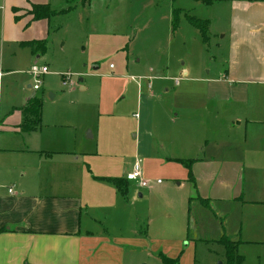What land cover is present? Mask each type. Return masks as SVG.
<instances>
[{
  "label": "crops",
  "instance_id": "0c3cea01",
  "mask_svg": "<svg viewBox=\"0 0 264 264\" xmlns=\"http://www.w3.org/2000/svg\"><path fill=\"white\" fill-rule=\"evenodd\" d=\"M53 1L0 3V48L16 52L6 64L9 57H0V264H136L140 254L155 252L153 247L161 245L148 240L144 231V222L148 224L151 220L140 210L139 202L146 197L162 201L158 210L167 216L174 214L175 207H187L188 200L204 206L205 202L213 201L264 209L262 187L250 199L242 198L246 148L238 158L230 154L221 160L214 156L205 158L210 142L205 136L208 127L215 124L210 133L221 137L225 128L217 126L220 122L228 123L205 121L211 103L218 106L232 101L240 127L264 125V121L256 118L255 108L264 93V2L255 1L245 8L252 22L239 24L243 32L236 35L241 46H251L259 52L250 55L248 68L229 70L224 79H195L185 73L186 79L175 87H162L169 98L158 112L151 86L145 102L140 84L134 85V77L114 73L107 77L123 86L124 100L126 92L137 98L141 115H135L131 103L123 104L122 99L111 105L101 102L100 115L110 130L111 125L120 122L133 126L136 133L132 145H126V140L122 145L114 137L101 145L99 133L86 135L90 125L81 121H48L44 101L41 128L33 133L20 130L21 110L31 99L40 98L37 93L41 89L35 91L34 85L26 86L27 74L21 72L17 58L33 59L39 53L31 43L41 41L38 28L46 21L51 22V19L32 22L28 13L34 5L52 7ZM60 15L65 14L57 16ZM40 52L44 55L47 51ZM114 69L113 66L111 70ZM162 96L158 98L164 100ZM213 112L219 113L216 108ZM127 125L123 126V132L130 129ZM93 139L96 143H91ZM123 148L130 149L125 153ZM126 154L132 155L128 163L123 160ZM137 162L148 179H157L165 173L179 180L187 194L168 197L172 187L164 182L154 184L146 194L141 193L138 185V192L132 194L133 181L129 176ZM255 166L259 169L261 165ZM102 179L127 180V196H121L111 183ZM175 243L180 241L164 244Z\"/></svg>",
  "mask_w": 264,
  "mask_h": 264
},
{
  "label": "rangeland",
  "instance_id": "374dc122",
  "mask_svg": "<svg viewBox=\"0 0 264 264\" xmlns=\"http://www.w3.org/2000/svg\"><path fill=\"white\" fill-rule=\"evenodd\" d=\"M254 2L213 0L206 4L205 0H90L83 6L81 0H76L71 13L53 17L51 22L46 21L43 27L38 28L47 52L44 55L39 52L33 59L18 56L17 60L20 61L21 72L27 74L26 86L36 84V79L29 73L33 67L49 68V73L40 79L41 90L37 93L44 101V114L48 121H81L91 126L87 129V136L93 132L100 134L101 145L112 137L122 145L125 140L126 145H132L136 134L132 131L134 127L118 122L111 125L110 130L100 115V104L111 105L122 99L123 104L131 103L130 108L140 117L137 98H131L126 92L124 100L123 86L107 77L112 73L134 77V85L140 84L139 91L145 102L151 86L158 112L160 105L169 98L164 95L163 88L175 87L186 79L185 73L195 79H224L229 70L248 68L250 55L255 56L259 52L251 46H241L236 35L243 32V26L241 28L239 24H251L250 14H245V8ZM67 7V0H54L51 8L60 12ZM176 13L179 25L174 31ZM190 17L209 21L207 42L191 25ZM14 53L12 48H0V57H9L5 64L11 61ZM39 56L42 58L38 59ZM111 65L114 70H111ZM63 75H70L75 86L65 87ZM214 108L219 113L213 112ZM255 108L256 118L264 121V93L262 99L258 98ZM208 109L205 121L228 123L220 122L217 126L225 128L221 137L210 133L215 124L208 127L205 136L210 142L205 158L214 156L221 160L229 154L238 158L246 148L241 186L242 198L250 199L257 188L264 189V138L259 139L264 136V125L249 126L248 129L240 127L232 101L218 106L211 103ZM124 125L130 129L123 132ZM91 143H96V140ZM123 149L127 153L130 148ZM131 156L126 154L123 160L128 163ZM255 164L261 165L259 169ZM143 177L150 185L146 189L139 187L141 193L146 194L154 184L163 182L171 185L168 197L172 199L188 192L181 188L179 180L169 178L165 173L158 175L157 179H148L144 173ZM130 184L131 193L138 192V183ZM208 186L205 183V188ZM158 198L164 200L160 196ZM139 204L140 210L151 220L148 224L144 222L147 239L156 240L161 245L153 247L155 252L148 250L140 254L136 264H162L160 253L179 258L180 264H227L224 247L218 243L224 235L239 244L238 253L244 257L245 264H264L263 208H244L241 204L213 201L205 202L204 206L188 200L187 207H175L174 214L167 216L166 212L158 210L162 201L146 197L145 200L140 199ZM168 226L174 229H168ZM169 241L180 243L164 244Z\"/></svg>",
  "mask_w": 264,
  "mask_h": 264
},
{
  "label": "trees",
  "instance_id": "16d2710c",
  "mask_svg": "<svg viewBox=\"0 0 264 264\" xmlns=\"http://www.w3.org/2000/svg\"><path fill=\"white\" fill-rule=\"evenodd\" d=\"M80 1V0H79ZM82 5L86 6L90 3V0H81ZM204 1V0H203ZM213 0H205L206 4H211ZM257 2H264V0H252ZM68 7L67 9L56 12L53 11L50 5H34L29 11V15L32 17V22L41 21V20H50L51 18L57 16L58 14H66L74 10L76 0H67ZM15 14L18 12L15 9ZM173 21V30H177L179 25L178 14H175ZM18 21L19 17H15ZM191 25L200 31V34L204 40H208V31H209V21H202L194 17L188 18ZM31 47L34 48L36 52L44 51L45 43L40 41L39 43H31ZM26 46V45H25ZM30 46V45H28ZM63 77V76H62ZM23 114V122L20 126V130L23 133H33L39 130L42 126V116H43V100L41 98L31 99L25 107L21 110ZM111 183L118 191L119 194L123 197H126L129 190V182L124 179H102ZM219 243L224 247L225 254L227 257V264H245V259L238 253L239 244L235 241H232L228 237H223ZM159 258L162 264H180V259H170L167 256L160 254Z\"/></svg>",
  "mask_w": 264,
  "mask_h": 264
},
{
  "label": "built area",
  "instance_id": "2783aa9c",
  "mask_svg": "<svg viewBox=\"0 0 264 264\" xmlns=\"http://www.w3.org/2000/svg\"><path fill=\"white\" fill-rule=\"evenodd\" d=\"M111 68H113V66ZM49 71H50L49 68L46 66L42 67V68L33 67L30 70V75L36 79V84L33 86V89L35 91H38L41 89L42 84H41L40 79L43 78L45 75H47L49 73ZM1 75L2 74L0 73V76ZM62 80L64 81L65 87H74L75 86V83L73 82L70 75H63ZM129 180L133 181V182H137L141 188H145V189L149 188V185H150L149 181L144 179L142 166L138 162L134 165L133 171L129 176ZM10 192H12V190H10Z\"/></svg>",
  "mask_w": 264,
  "mask_h": 264
}]
</instances>
